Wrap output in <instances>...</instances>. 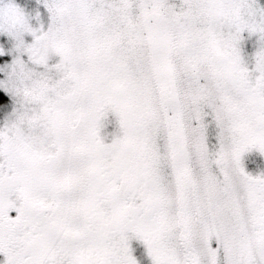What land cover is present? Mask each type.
<instances>
[{
    "label": "snow or ice",
    "instance_id": "1",
    "mask_svg": "<svg viewBox=\"0 0 264 264\" xmlns=\"http://www.w3.org/2000/svg\"><path fill=\"white\" fill-rule=\"evenodd\" d=\"M0 264H264V0H0Z\"/></svg>",
    "mask_w": 264,
    "mask_h": 264
}]
</instances>
